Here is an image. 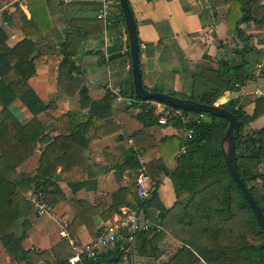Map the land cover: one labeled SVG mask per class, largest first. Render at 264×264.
I'll return each mask as SVG.
<instances>
[{"label": "crops", "instance_id": "crops-1", "mask_svg": "<svg viewBox=\"0 0 264 264\" xmlns=\"http://www.w3.org/2000/svg\"><path fill=\"white\" fill-rule=\"evenodd\" d=\"M102 1L74 0L78 4L73 8L74 17L97 19ZM108 1L117 3V0ZM129 2L137 22L141 45L146 46L140 49V67L144 86L148 90L157 89L166 94L176 92L191 97L195 76L203 69L214 76L223 61H243L238 51L244 43L226 23L230 9L226 0ZM23 5H26L25 0H6L0 9V27L8 38L6 44L11 48L24 40L25 36L19 22H11L8 17L20 7L30 18L28 8L23 9ZM120 15V11L115 12L111 16V24H104L102 33L84 37L81 53L73 58L76 71H69L67 65L61 64L62 54L43 55L34 59L36 73L28 83L49 108L34 117L20 100H16L11 107V114L15 118L4 123L14 127V131L28 128L30 133L41 134V137L34 142L30 139L23 143L26 145L22 148L24 153L16 158L24 156L30 146H34V151L14 173L7 167L3 168L6 175L14 174L20 193L11 198V203L5 202L12 209L9 217L0 216V264H71L70 259L86 244L94 241L105 224L120 215L124 208L132 209L140 200L136 178L142 168L150 175L153 181L152 192H155L148 198L143 212L155 229L146 236L138 237L129 257L124 255L120 259L116 246L105 250L102 253L104 256H112V261L120 260L117 264H208L201 250L223 252L226 248L223 242L218 245L215 238H223L225 231L230 230L229 219L198 218L194 210H191L189 223L187 218H183L187 211L178 201L171 176L178 165L179 149L183 141L182 128L172 123L165 126L156 123L146 127L132 116L123 103H118L111 93V86L120 88L126 96L133 92L132 69L127 68L131 60L118 59L127 51L128 38L127 28ZM60 19L58 13L50 15L53 25ZM244 27L246 36L250 38L249 45L262 56L264 63V30L256 29L253 24ZM255 65L246 70L247 74L254 76L252 79L240 85L237 90L226 91L224 97L215 104L223 105L231 99H237L249 115L259 111V117L250 127L262 129L264 69L263 74L262 71L257 73ZM84 86H87L89 97L94 101L111 94V119L115 126L109 125L107 132H114L115 135L102 137L103 131L98 132L91 127L85 136L91 141L88 171L84 178L88 183L82 190L77 193L71 190L61 177L60 167L52 178L39 181L42 184L49 180L48 184L45 183V193L51 208L50 213L40 216L32 202L38 193L35 192L36 183H29L28 180L38 175L43 153L49 144H54L58 150L67 145L70 133L65 116L78 112L88 113L80 104V91ZM197 91L202 93L201 88ZM2 110L0 105V112ZM106 122L104 120L102 124ZM117 129L120 131L116 132ZM170 138H176L179 143L174 158L166 163L157 143ZM8 139V134L0 129V142ZM129 150H133L139 168L124 166ZM108 152L113 156V163L108 159ZM115 163L122 168L112 167ZM95 183L97 189L91 190ZM198 197L196 195V202ZM194 203L187 202L186 205L194 207ZM76 212L81 214V218H76ZM186 225L191 226V244L183 238ZM63 230L67 237L61 235ZM24 253H45L46 257L41 260L36 257L22 258ZM220 260L221 263H228V254L225 256L222 253Z\"/></svg>", "mask_w": 264, "mask_h": 264}, {"label": "trees", "instance_id": "trees-1", "mask_svg": "<svg viewBox=\"0 0 264 264\" xmlns=\"http://www.w3.org/2000/svg\"><path fill=\"white\" fill-rule=\"evenodd\" d=\"M146 1L153 2L154 0ZM25 2L31 14L30 18L24 14L20 7H17L8 17L11 22H19L25 39L11 48L6 44L8 38L2 27H0V105L3 108L0 112V129L4 134H8L9 138L6 142H0V183H4L0 185V216L6 215V218L9 217L12 209L5 202L11 203V198L19 195L20 192L16 187L14 174L6 175L3 173V168L7 167L11 173H14L18 167H21L28 158V155L33 153L34 146L28 147L29 151L24 156L20 158H16L15 156H20L21 153H24L22 148H25L26 145L23 143L30 139L34 142L38 137H41V134L30 133L28 128L14 131V127H8L4 123L9 121V119L15 118L11 114V107L16 100H20L34 117H37L49 108L28 83L30 77L36 73L34 59L43 55L62 54L63 59L61 64L67 65L69 71H76L77 68L73 62V58L81 53L84 37L102 33L104 30V22L102 20L74 17L73 8L78 6L77 3L56 4L50 0H25ZM226 3L230 7L226 17L227 26L236 31L240 41L244 43L243 48L238 51L243 61L241 63L233 60L230 62L223 61L220 69L214 72V76L203 69L195 76V88L191 97L177 94L176 92H170L169 95L205 104L216 103L218 99L224 97L226 91L237 90L236 84L243 85L254 77L252 74H247L246 70L256 63H261L263 58L260 54L255 53L249 45L250 38L246 36L244 26L253 24L256 29L264 30V8L259 6L258 0H226ZM115 4L119 8L122 22L126 27L119 0ZM52 13L61 15V19L55 25L50 20ZM135 23L137 39L141 49V40L138 36L136 20ZM122 58H129L131 60L129 37L127 38V51L118 59ZM132 88L133 92L129 96L136 97L134 83ZM199 88L202 89V93H198L197 90ZM150 91L158 92L157 89ZM111 101L110 93L101 100L94 101L89 97L87 86L82 88L80 91V104L82 109L88 110V113L83 114L78 112L65 116L70 133L67 145L58 150L54 144H49L43 153L38 175L32 180H28L29 183L32 181L36 183L35 192L42 195L45 200V183L48 184L49 180H45L42 184L39 181L48 177L52 178L58 167L62 169L61 177L74 193L86 187L88 180L84 178L88 171V154L91 139L85 138V136L91 127H94L98 132L103 131L102 137L115 135L114 132H107L109 125L115 126V122L111 119ZM221 106L232 112L240 124V129L235 140L238 172L240 178L249 188L264 213L263 202L258 197L254 188L250 186V182H261V188L264 190V128L252 129L250 127L251 123L259 117V111H256L253 115H249L244 110V105H241L237 99H231ZM182 112L184 116L188 117V123H184L181 118H174L169 123L178 128L193 130L194 139L189 144L188 152L178 157V165L171 173L178 201L182 204L185 211L194 210L201 218H203V214L205 218H213L214 214H217L219 217L228 219V214L232 213L231 204L234 200L246 210L250 223L255 227V236L250 242H245L241 245L236 244L232 248L226 247L223 252L220 250L207 252L206 249L201 251L206 262L208 264H264V234L262 228L258 224L238 184L230 176L221 151V141L228 129L229 122L207 114H204L206 120L198 121L197 118L203 113L183 110ZM135 118L146 127L158 124V119L151 110ZM34 120L36 121V118ZM104 120L107 122L102 124ZM218 129L222 130L223 134L219 144L214 146L213 141ZM119 131L120 129H117L116 132ZM135 137L137 138L139 135ZM176 141H178L176 138H170L157 143V146L162 149V157L166 163L176 153L175 150L174 154H169V148ZM109 153L108 159L113 163V156ZM136 161L137 159L133 150H129L124 166L133 169L139 168L138 163H135ZM112 167L116 169L122 168V166L116 163L112 164ZM20 177L22 178V175H19ZM218 185L221 189L220 195H218L219 198L217 199L220 206L214 205L213 207L211 202L212 206L208 208L205 206V208L202 204L195 201L196 195L202 192L205 193L210 188L212 190ZM92 189H97L96 183ZM233 192L236 195L233 196ZM152 193L154 194L155 192ZM148 200H139L132 209L139 208L144 211ZM187 202L190 204L195 202L194 207H191L190 204L186 205ZM76 215V218H81L79 212H76ZM102 230L103 228L100 232ZM148 234L145 233L141 236ZM115 246L117 255L122 259L124 254L120 250V244ZM222 253L225 256L228 254V263L226 261L225 263H221L220 258ZM232 253L234 254V260H231L230 257ZM27 257H31L32 259L36 257L38 260H41L46 257V254L24 253L22 255V258ZM111 258L112 256H104L102 253L96 259H88L86 256H83L79 264H117L120 261H112Z\"/></svg>", "mask_w": 264, "mask_h": 264}, {"label": "built area", "instance_id": "built-area-1", "mask_svg": "<svg viewBox=\"0 0 264 264\" xmlns=\"http://www.w3.org/2000/svg\"><path fill=\"white\" fill-rule=\"evenodd\" d=\"M56 4H70L74 0H53ZM260 7L264 8V0H258ZM27 10V5L22 6ZM119 11V8L108 0H103L102 5L98 11L97 19L102 20L105 25L111 24V16ZM142 48H146L144 44ZM128 69H132V65H127ZM264 69V63H258L255 65L257 73ZM236 89L240 88L239 84H236ZM111 93L118 103H123L132 116L137 117L144 112L152 111L158 119V124L165 126L169 121L174 118H181L184 123H188V117L184 116L181 109L174 108L170 105L154 101V100H141L137 97L126 96L122 93V90L118 87L111 86ZM260 95L259 92H256ZM198 121L206 120L204 114H200L197 118ZM181 135L183 136V142L179 149V156L188 152L189 144L194 139V131L191 129L182 128ZM137 193L140 201L148 199L153 189V181L150 175L145 169H140L136 178ZM32 202L35 205L38 215H46L50 213L51 208L45 198L37 194L32 198ZM155 228L152 221L147 218L141 209L124 208L121 214L115 217L111 222L104 225L103 230L98 237L86 244L73 258L70 259L71 264L79 263L83 256L88 259H96L105 250L120 244V250L125 256H130L134 247V244L139 236L145 233H150ZM63 237H67L65 230L61 232ZM74 245V242L71 241ZM75 250L77 248L75 247Z\"/></svg>", "mask_w": 264, "mask_h": 264}, {"label": "water", "instance_id": "water-1", "mask_svg": "<svg viewBox=\"0 0 264 264\" xmlns=\"http://www.w3.org/2000/svg\"><path fill=\"white\" fill-rule=\"evenodd\" d=\"M119 3L123 11L127 33L129 37L135 96L141 100L158 101L187 112H198L211 116H216L225 119L229 122L228 129L221 141V151L223 154L224 162L230 176L241 189L244 198L251 207L256 217V220L260 225V227L262 228L264 234V213L260 208V206L258 205L255 197L250 192L249 188L240 178L238 172L235 140L237 133L239 132L240 129V124L236 116L232 112L223 108L221 105H217L215 103L205 104L195 100L183 99L166 93L154 92L148 90L144 86L142 79V72L140 67V46L137 39L136 23H135L133 10L131 8L129 0H119Z\"/></svg>", "mask_w": 264, "mask_h": 264}, {"label": "rangeland", "instance_id": "rangeland-1", "mask_svg": "<svg viewBox=\"0 0 264 264\" xmlns=\"http://www.w3.org/2000/svg\"><path fill=\"white\" fill-rule=\"evenodd\" d=\"M1 1V0H0ZM6 0H2V3L0 2V9L3 8V2ZM5 16V15H4ZM89 71V69H88ZM263 74V71L261 72ZM223 134V131L218 129L215 133V137H214V141H213V145L217 146L219 144L220 138ZM178 147V141H176L175 143H173V146H171V148H169L170 153L169 154H174L175 150H177ZM174 158V157H173ZM264 168V167H263ZM250 186H252V188H254L255 192L257 193L258 197L261 199V201L264 204V190L261 188V182H250ZM211 188L207 191V192H202L199 194L198 197V202L200 204H202L204 207L206 206L207 208L209 206L213 207L214 205H219V201L217 200L219 197L218 195H220V186H216L215 188H213L211 191ZM236 195L235 192H233V196ZM235 198V197H234ZM212 202V204H211ZM220 206V205H219ZM231 212L230 215L228 214V223L230 226V230L229 231H225L224 237L222 238V236L220 238H215V241L219 242L217 243L218 245L221 244V242L224 243L225 247H234L236 246V244H244L245 242H250L254 236H255V227L252 225V223H250L249 221V215L246 212L245 209H243L240 204L236 201H232L231 204ZM205 207V208H206ZM194 212V211H193ZM179 214V213H178ZM183 218H187L188 223H189V219L192 218L191 216V211L187 212V215ZM195 218V217H194ZM198 218H201L200 215H198ZM203 218H205V215L203 214ZM213 218H217V220H219V215L214 214ZM213 223H216L213 222ZM185 230H184V240L185 242L191 244V241L193 239L192 238V234H191V226L186 225L184 226ZM204 238L206 239V235H204ZM203 248L206 247L205 243L202 242ZM203 251V250H201ZM231 260H234V254L232 253L230 255ZM234 263V262H233Z\"/></svg>", "mask_w": 264, "mask_h": 264}]
</instances>
